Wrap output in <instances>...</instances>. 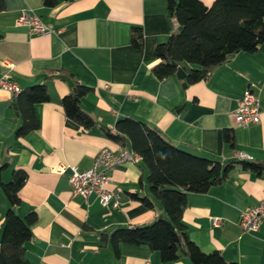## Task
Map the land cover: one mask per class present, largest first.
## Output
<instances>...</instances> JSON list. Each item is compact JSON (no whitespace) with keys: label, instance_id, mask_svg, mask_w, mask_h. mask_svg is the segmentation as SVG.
<instances>
[{"label":"crops","instance_id":"obj_1","mask_svg":"<svg viewBox=\"0 0 264 264\" xmlns=\"http://www.w3.org/2000/svg\"><path fill=\"white\" fill-rule=\"evenodd\" d=\"M210 7L214 0H200ZM0 12V77L7 74L23 90L45 84L50 101L35 108L38 130L17 138L21 121L13 96L0 89V183L23 170L26 181L18 196L17 215L37 216L25 245L29 264H161L145 246L120 245L115 258L101 238L117 228L149 225L163 211L151 195L147 172L138 163H124L110 172L107 186L119 195L116 207H102L95 197L73 196L71 168L92 166L102 147L117 149L102 127L130 118L157 129L175 147L222 163L246 153L264 162V44L252 53L238 52L195 84L186 83L193 66L157 79L153 66L157 44L179 27L168 15L167 0H4ZM32 11L58 33L30 34L15 20ZM133 27L141 29L143 47L130 44ZM7 63V65L4 64ZM76 84L89 88L80 107L96 121L85 130L64 116L59 101ZM259 98L260 120L238 125L234 113L245 90ZM233 134L232 146L222 133ZM58 167L63 172H55ZM153 202L146 208L132 195ZM264 200V172L256 175L236 164L220 184L206 193H189L182 215L188 238L203 252L218 251L226 262L264 264V223L258 231L238 225L242 210ZM8 203L0 189V239ZM214 219L218 220L214 224ZM171 264H191L187 259Z\"/></svg>","mask_w":264,"mask_h":264},{"label":"trees","instance_id":"obj_2","mask_svg":"<svg viewBox=\"0 0 264 264\" xmlns=\"http://www.w3.org/2000/svg\"><path fill=\"white\" fill-rule=\"evenodd\" d=\"M43 3L53 7L57 0H43ZM4 9L5 2L0 0V12ZM167 9L180 31L154 49L158 62L152 72L159 80L173 75L179 65L187 64L193 67L185 81L195 84L206 79L236 53H252L264 44V0H214L210 7L200 0H167ZM130 44L134 49L143 47L140 28L131 29ZM89 91L76 84L75 89L59 101L64 116L85 130L96 125L94 118L80 107L81 98ZM49 101L43 83L31 85L13 98L21 121L15 131L17 138L39 129L35 108ZM102 130L107 139L139 156L147 172L149 191L164 213L149 225L117 228L103 236L101 241L110 245L115 258L119 257L120 245H132L157 252L161 264H171L181 258L191 264H236L226 262L218 251L203 253L188 238L182 222L187 195L206 193L213 185L223 182L236 164L244 171L261 175L264 162L230 160L222 163L197 156L169 143L157 129L130 118L117 120L113 130L104 127ZM222 138L224 143L232 146L231 130H224ZM26 177L23 170H14L9 182L0 183L8 203L0 239V264H29L25 245L32 237L31 226L37 216L30 212L22 219L15 211L20 204L18 193ZM132 198L146 208L153 206L147 198L135 194Z\"/></svg>","mask_w":264,"mask_h":264},{"label":"built area","instance_id":"obj_3","mask_svg":"<svg viewBox=\"0 0 264 264\" xmlns=\"http://www.w3.org/2000/svg\"><path fill=\"white\" fill-rule=\"evenodd\" d=\"M15 25L26 27L30 34L35 35L48 36L59 32V30H53L45 25L40 17L31 10L22 11L15 20ZM4 64L7 65L6 62ZM0 89L9 92L13 97L21 92L20 88L7 74L0 77ZM260 115L259 98L252 89L248 88L238 101L234 113L235 122L242 126L256 124L260 120ZM235 159L238 161L253 160L252 157L241 152L235 154ZM139 161V156L128 148L120 146L117 149L102 147L95 155L92 166L89 169L78 171L75 167L71 168L68 176L70 192L73 196H81L85 199L93 196L102 207L110 205L116 207L119 195L107 188L110 183V172L121 164H135ZM55 172L61 173L63 172V168L58 167L55 169ZM217 223L218 220L214 219V224ZM263 223L264 200L254 207L242 210L239 214L238 225L246 233L258 231Z\"/></svg>","mask_w":264,"mask_h":264},{"label":"water","instance_id":"obj_4","mask_svg":"<svg viewBox=\"0 0 264 264\" xmlns=\"http://www.w3.org/2000/svg\"><path fill=\"white\" fill-rule=\"evenodd\" d=\"M180 31V27H178L171 35H175V34H177L178 32ZM162 217V215H160L159 217H158V219H160Z\"/></svg>","mask_w":264,"mask_h":264}]
</instances>
